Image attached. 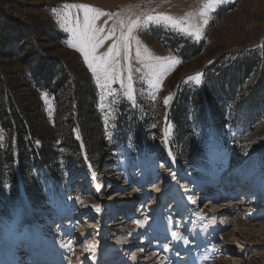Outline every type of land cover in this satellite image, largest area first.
I'll list each match as a JSON object with an SVG mask.
<instances>
[{"label":"rangeland","instance_id":"obj_1","mask_svg":"<svg viewBox=\"0 0 264 264\" xmlns=\"http://www.w3.org/2000/svg\"><path fill=\"white\" fill-rule=\"evenodd\" d=\"M204 3L0 0L1 20L26 26L33 34L30 40L28 36L12 44L15 55L0 54V72L35 130L43 131L53 143L51 170L32 168L24 176L0 180V264H146L143 260H150L148 264H264V241L247 242L246 232L252 229L232 223L245 210L226 209L218 215L210 207L206 210L209 199L219 196L223 186L228 190L221 192L233 186L242 190L257 186L244 191V196L237 194L235 200L231 191L223 199L231 204L250 196L249 212L264 214V198L259 200L264 193V151L256 150L264 142L257 129L259 120H251L240 134L226 124L221 132L206 129L187 136L188 143L198 147L190 162L176 161L169 151L174 138L173 127L165 126L174 96L170 83L186 76V84H199L189 78L202 74L222 53L264 51V0H222L208 12L206 24L199 15ZM64 5H85L110 15L92 19L89 13L86 21L83 8L65 9ZM149 15H167L181 23L148 21ZM135 20L139 24L125 47L122 33L127 35ZM85 33L96 45L94 50ZM202 40V53L191 55L189 49ZM40 56L57 59V66L63 65L68 74L83 70L86 76L80 85L87 88L80 90L94 89L93 93L85 94V101L78 104L71 88L63 87L51 96L34 84L32 88ZM93 57L99 59L93 61ZM89 63L101 66L93 71ZM72 109L75 121L69 115ZM146 114L152 129L147 152L134 150V128L123 134L120 147L115 148L119 120L129 121L134 115L137 128ZM76 139L82 149L105 155L95 159L87 151L75 150L72 141ZM110 171L116 178H110ZM12 172L11 165H6L3 174ZM84 179L89 182L84 184ZM122 179L124 186L119 183ZM228 179H235L234 185ZM210 182H216L213 187L218 190L209 198L200 195L198 189ZM158 186L167 190L160 199L164 205L154 199ZM195 200L196 205H191ZM173 201L181 205L179 216L178 209H171ZM198 203L199 209L192 214ZM44 209L51 212H40ZM82 209L85 215L74 218ZM95 210L98 214L90 217ZM123 217L128 218L126 223ZM42 219L46 220L43 227L36 230ZM236 229L243 232L242 238L232 240L229 231Z\"/></svg>","mask_w":264,"mask_h":264},{"label":"trees","instance_id":"obj_2","mask_svg":"<svg viewBox=\"0 0 264 264\" xmlns=\"http://www.w3.org/2000/svg\"><path fill=\"white\" fill-rule=\"evenodd\" d=\"M1 18L0 15V54L13 56L17 49L12 44L28 36L30 40L33 34L26 26L10 21L3 22ZM50 30L48 29L46 33ZM56 33L61 32L56 31ZM204 44L205 40H202L188 52L191 55H199L203 51ZM38 60V71L32 76V88L34 84L48 96L63 87L71 88L73 98H76L78 104L85 101V94L93 93L94 89L80 90L81 86L83 89L87 88V85H80L86 76L83 70L68 74L63 65L57 66V59H45L40 56ZM57 75L59 77L55 78ZM2 76L0 72V180L5 176L12 178L18 175L24 176L32 168L40 171L51 170L53 145L51 139L45 136L43 131L35 130L32 118L23 107L17 105L8 87L10 83ZM23 78L26 79L27 76ZM185 79L186 76L170 83L174 96L165 125H171L174 129V138L168 146L176 161L192 160L191 153L198 151V147L188 143L187 136L198 130L204 133L208 129L214 134L223 131L226 124H232L239 133L246 128V124L248 127L250 121L256 119L260 123L257 129L262 132L264 138V51L241 49L222 53L203 69L202 81L199 84H186ZM73 113L72 109L69 115L71 120L75 121L76 115ZM148 119L149 116L146 114L137 128L135 123L133 124L134 115H131L129 121L119 120L120 126L118 125L115 131L118 141L116 140L114 147L119 148L123 134L134 128L132 136L136 144L134 150L141 149L147 152L145 144L150 143L152 133ZM242 121L245 123L243 126H241ZM74 127L71 129L72 136ZM239 136L242 139L244 133ZM62 144H66L65 141ZM72 147L79 152L87 151L82 149L81 142L77 139L72 141ZM259 149L264 151V142L256 148ZM163 150L165 152L167 147L164 146ZM87 153L95 159L105 155L103 151L98 154L88 150ZM8 164L13 168V172L11 175H4V169Z\"/></svg>","mask_w":264,"mask_h":264},{"label":"bare ground","instance_id":"obj_3","mask_svg":"<svg viewBox=\"0 0 264 264\" xmlns=\"http://www.w3.org/2000/svg\"><path fill=\"white\" fill-rule=\"evenodd\" d=\"M170 168H171V166H169ZM168 167V169H170ZM177 171V170H176ZM140 174V173H139ZM121 177V174L117 177L118 179ZM110 178H116V176H115V173L113 172V171H110ZM110 178H108V179H110ZM226 179V178H225ZM157 178L156 177H154L153 178V180L152 181H154V183L155 182H157ZM152 181H150V182H152ZM232 181V182H231ZM87 182H89V179H84V184H86ZM119 181H117L116 183H118ZM228 183H230L231 185H234L233 184V182H235V179L234 180H231V179H228V181H227ZM120 183V185H122V186H124L123 185V183H124V179H122L121 180V182H119ZM164 183V182H163ZM216 182H210V185H206L204 188H200V189H198L199 191V193H200V195H208L207 196V198H209L211 195H212V193H213V191L215 190V188L216 187H213V184H215ZM87 186V185H86ZM215 186H216V184H215ZM168 187V186H167ZM224 187V186H223ZM220 188V190H218L217 188V190H218V192H220L219 193V196H217L215 199H209V201L207 202V205H206V210L210 207V208H212L213 209V212L216 214V215H218V214H220V213H218V212H222V213H224L225 211H226V209H229L230 211H231V213H233V212H239V211H241V210H245L246 212L245 213H241V215H238L237 217H234L233 218V220H232V223H235V222H238V223H241V224H243V225H246V226H248L250 229H252V230H250V231H247L246 232V235H245V239L247 240V242H251L252 240H260V241H264V214L263 213H260L259 214V212L258 213H256V212H249L250 210H248V207L251 205V203H252V201L250 202V196H247L246 198H245V200L243 201H241V202H237V201H231V204H228L226 201H224V199H223V197H225V196H227V194L229 193V194H231V195H233L232 196V200H235L236 198H237V194H239L240 192H236V186H233V187H235V188H230V190H229V192H227V191H225V192H221L222 191V189H224V190H228L227 189V187H224V188ZM239 187V186H238ZM243 187V186H242ZM255 187H257V186H250V187H247V188H245L244 189V191H245V193L247 192V190L250 192V191H252V189L253 188H255ZM228 188H229V186H228ZM244 188V187H243ZM151 189V188H150ZM158 190L156 191V193H159V194H156L155 196H154V199H155V201L157 202V203H160L161 202V204L162 205H164L163 203H162V201L160 200L161 199V197H165L166 196V194H167V190H165L164 188L162 189L161 188V186H158V188H157ZM152 190H153V188H152ZM208 190H210L209 192H208ZM154 191H155V188H154ZM188 192H191V191H188ZM244 196V195H243ZM143 197V199L144 198H147L146 197V195H144V196H142ZM262 198H264V193L262 194V195H260L259 196V200H261ZM203 198L201 197L200 198V200H199V203L201 202V200H202ZM175 201H173V203H174ZM172 203V207H171V209L172 210H175V209H178V215L177 216H179V213L180 212H182V210H181V205L180 204H178L179 202H175L174 204ZM199 203H198V205L192 210V214H195V211L196 210H198L199 209ZM194 203L192 202L191 203V205H193ZM33 210H30V212H32ZM88 211V210H87ZM98 210H95V212L94 213H92L91 215H90V217H95L97 214H98V212H97ZM134 211V210H133ZM38 212H39V210H38ZM40 212H42V213H49V212H51V211H49V209H44V210H40ZM167 212H169L168 211V209H167ZM85 212H84V210L82 209V210H80L78 213H75L74 215H73V217L74 218H82V216H84L85 214H84ZM176 213V212H175ZM94 214V215H93ZM100 214H102V211L100 212ZM76 215H78L79 217H77ZM32 217H35L34 216V214L32 215ZM123 220H124V222L126 223L127 221H128V218L127 217H123ZM46 220L45 219H42L41 220V222L39 223V224H37V225H35L34 227H35V229L36 230H40L42 227H43V225H44V222H45ZM62 224H63V220H62ZM223 227H225V226H223ZM229 227L230 226H228L226 229L228 230L229 229ZM231 230V229H230ZM47 233V232H46ZM229 234H233L234 235V238L232 239V240H234V239H237V240H239L240 238H242V234H243V232L242 231H240V229H236V230H233V231H229ZM42 240V239H41ZM173 241V240H172ZM32 251V250H31ZM6 255H10V254H6ZM146 264H148L149 263V261L150 260H143ZM151 264V263H150Z\"/></svg>","mask_w":264,"mask_h":264},{"label":"snow or ice","instance_id":"obj_4","mask_svg":"<svg viewBox=\"0 0 264 264\" xmlns=\"http://www.w3.org/2000/svg\"><path fill=\"white\" fill-rule=\"evenodd\" d=\"M222 0H206V3L203 4L202 8L199 10V15L200 17L203 19V23H207V14L210 10H213L219 3H221ZM73 7H76V8H83L84 11H85V20L88 21L89 19V13H92V19H95L96 17L100 16V15H110L108 13H102L100 10L96 9V8H91L89 6H85V5H64V8L65 9H70V8H73ZM147 20L148 21H153V20H166V21H170L172 22L173 24H179L181 23V21H178V20H174L171 16H167V15H162V16H157V17H154V16H147ZM139 24V20H135V21H131V26L127 29V35L123 34L122 33V36H121V39L123 40L124 42V45L125 47L128 46V39H129V35L131 34V32L133 31V29ZM99 31V30H97ZM199 31V29H197V32ZM85 39L87 40V42L89 44H92V49L94 50L96 45L94 43H92V38H88L87 34L85 33ZM116 45H113V48H115ZM82 50H83V47H82ZM89 56V52L88 51H85V57L86 59L88 58ZM93 61L99 59L98 57H93L92 58ZM101 65H97V66H94L93 63H89V67L93 69V71H96L97 70V67H99ZM107 74V72H106ZM202 74H197L195 77H190L189 79H195L196 83H200V76ZM129 81H131V76H129ZM157 83H159V81H157ZM171 99V97H167L165 98L164 100V103L167 104L169 102V100ZM77 199H79V197H77ZM174 236H177L178 238L180 239H183V237L179 234V233H173Z\"/></svg>","mask_w":264,"mask_h":264}]
</instances>
